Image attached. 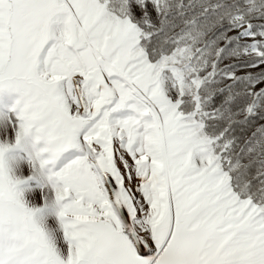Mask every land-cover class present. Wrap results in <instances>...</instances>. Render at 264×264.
Wrapping results in <instances>:
<instances>
[{"label": "snow or ice", "instance_id": "snow-or-ice-1", "mask_svg": "<svg viewBox=\"0 0 264 264\" xmlns=\"http://www.w3.org/2000/svg\"><path fill=\"white\" fill-rule=\"evenodd\" d=\"M0 264H264V0H0Z\"/></svg>", "mask_w": 264, "mask_h": 264}]
</instances>
